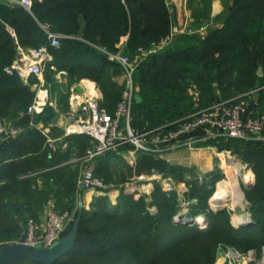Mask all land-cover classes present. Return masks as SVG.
Segmentation results:
<instances>
[{"label": "trees", "instance_id": "16d2710c", "mask_svg": "<svg viewBox=\"0 0 264 264\" xmlns=\"http://www.w3.org/2000/svg\"><path fill=\"white\" fill-rule=\"evenodd\" d=\"M194 1L188 0L193 27L211 19V0H199L201 6ZM224 3L219 27L205 35L179 33L169 45L140 62L134 73L138 90L132 104V127L154 128L214 102L239 100L254 91L259 92L254 93V115L264 113V0ZM172 14L165 0H33L30 9L19 1L0 0V119L15 118L23 127L0 145V245L20 238L28 218L39 217L44 205L74 213L86 186L79 184L85 161L73 158H82L94 145L89 134L76 133L64 135L56 148L49 146V133L39 124L50 126L58 112L49 103L40 113L28 112L36 97L31 85L41 80L32 76L25 82L17 70L8 71L19 49L47 45L52 59L44 71L46 84L54 81L59 70L67 71L73 81L89 77L103 93L102 106L114 112L125 85L115 78L122 67L108 52L117 50L124 33H128V53L140 46L150 47L171 31ZM201 15L203 20L198 22ZM43 24H50L61 35L59 46L51 45ZM51 84L54 90L55 84ZM68 98L62 94L60 104L66 106ZM51 135L58 137L63 131L55 127ZM198 145L231 149L251 167L255 179L246 188L251 223L236 225L232 210L209 204L215 181L221 178L216 171H209L201 182L187 179L193 167L168 163L147 151L137 153L136 163L115 164L114 160H124L123 151L133 147L129 143L95 156V174L111 187L120 186L132 173L168 169L189 185L186 198H196L190 210L193 215L206 213L207 226L175 221L177 195L167 193L159 181L155 180L150 193L156 211L149 209L145 195L137 198L120 186L114 203L110 187L101 188L103 192L93 196L90 206H84L74 247L52 264H215L220 243L261 254L264 138L213 137ZM122 165L128 174L118 168ZM18 264L42 263L23 257Z\"/></svg>", "mask_w": 264, "mask_h": 264}, {"label": "built area", "instance_id": "2783aa9c", "mask_svg": "<svg viewBox=\"0 0 264 264\" xmlns=\"http://www.w3.org/2000/svg\"><path fill=\"white\" fill-rule=\"evenodd\" d=\"M17 1L28 9L33 4V0ZM175 1L165 0L169 7ZM43 28L48 34L51 45L59 46L61 43V35L55 32L50 24H43ZM196 31L198 29L192 26L174 24L166 36L148 48L140 46L136 52L130 54L124 47L119 46L116 51L108 52L112 60L120 63L125 76V86L121 100L118 102L114 112H110L106 107L102 106L99 95L90 93L91 96H87V98L82 97L79 102L77 116L67 123L65 128L66 135L85 133L89 134L94 142L93 147L84 156L86 158L85 167L79 179V183L82 186L96 189L110 187L103 178L95 174L93 158L98 154L110 150H119L122 146L129 143L133 144V147L128 149V157L131 159V163H136L138 161L137 153L139 151L152 152L157 157L166 158L168 153L186 147L197 148L199 147V142H204L213 137H236L242 139L264 138V113L246 116V104L243 97H240L241 99L239 100L230 98L214 102L209 106L195 110L186 117L175 119L147 130H139L132 127V104L135 89L137 88L134 73L138 65L149 53L169 45L177 34L182 32L193 33ZM23 50H21L22 56L14 61L13 65L8 68V71L13 72L17 70L25 82L31 76H37L41 80V83L35 82L32 84L36 88V97L28 107L30 114L40 113L49 102V88L44 86L42 77L47 62L52 59V54L47 45ZM52 67L54 66L52 65ZM85 85H88V83H85ZM16 120L15 118L0 119V135L12 137L19 134L23 127L16 123ZM39 127L44 126H40L39 124ZM197 127L206 128L207 133L203 136L190 135L189 132ZM214 128L216 129L214 130ZM44 132H48L46 127H44ZM61 138L47 134V143L49 146L56 148L57 141ZM208 147L212 148L218 156L224 158L227 164H234L237 154L231 149H220L216 145H208ZM239 164L247 165L251 169L247 163L240 161ZM239 175L244 178L245 183H249L253 174L250 172L248 174L239 173ZM138 176L139 178H143L146 175L142 173ZM173 185L174 182L170 180L163 182V187L165 188H171ZM187 189L186 185L185 188L180 189L181 206L187 203L186 200L182 199L183 193ZM72 217V212L68 210L58 211L54 205H49L44 217L28 218L24 233L21 237L24 238V243L28 245L42 244L49 246L59 237L60 232L69 224ZM175 218V221H177L179 216L175 215ZM192 219L194 221L195 218ZM196 220H198L201 227H206L208 224L203 214L201 218ZM20 238L14 241H19ZM221 255H224L227 260L230 257V263L233 262L232 260H235L241 264L242 258H246L247 264L264 263L262 259H256L254 249L248 250L247 255H244L240 251L230 248L227 252L222 251ZM252 261L256 262L252 263Z\"/></svg>", "mask_w": 264, "mask_h": 264}, {"label": "rangeland", "instance_id": "374dc122", "mask_svg": "<svg viewBox=\"0 0 264 264\" xmlns=\"http://www.w3.org/2000/svg\"><path fill=\"white\" fill-rule=\"evenodd\" d=\"M44 74H45V72L43 73V77H42L43 79H44ZM32 88L36 89L35 87H32ZM60 91H61V89H60ZM254 93H259V92L258 91H254ZM254 93L250 94V96L254 97ZM50 99H53V95H52V93L50 92V89H49V100ZM50 134H51V132H50ZM128 149L123 151V153H124V155L126 157L129 156V154L127 153ZM84 156L82 158H73V161L81 160L84 163V161L86 159V158H84ZM164 159H166L167 160L166 162H168V163L170 162V163H173V164H178V165H181V166H185L187 168L193 167V172L192 173H187L188 174L187 175V179L192 177L191 179L198 180V182H201L202 179L204 181L205 180L204 176L206 174H208L209 171H213V172L216 171V173H218L221 176V178L218 179L217 181H215L214 191H213L212 195L215 194V192L218 190V187L222 185L221 181H224V180L228 181V182L231 181L233 185H234L235 181L237 183H239V185H240V187H241V189L243 190V193H244V194H242L243 199H241L240 202L234 203L232 199H224L222 197H217V199L220 198V200H224L223 201V206H226L230 210H232V215H231L232 216V221L235 222V220H236L237 222H235V223H239L238 219L240 220V219L244 218V220L248 219V221H246V224L250 223L249 222V218L251 217L250 219L252 220V214L250 212L251 203H250V201H249V199L247 197L246 188L248 187V185H250L252 182H254L255 178L252 175V178H251V180L249 182L250 184H249V183H245L244 178L241 175L237 174V169H238V167L240 165L239 162L241 161V159L238 156L234 160V164L231 165V167H233V169L232 168L228 169V174H227V169L225 168L226 165H225L224 162L221 165L223 167H219V166L216 167L218 165L217 163H220V160H222V159L212 149L207 148V147L203 148V149L188 148V147L182 148V149L176 150L174 152L168 153L166 155V158H164ZM128 160H130V161H128ZM211 160H214V162L216 163V166L213 167V168L207 169L209 167V166H207V164L211 163ZM114 162H115V164L118 165L120 162H130L131 163L132 161H131L130 158H124V160H122V161L114 160ZM227 165H229V164H227ZM118 168H120L124 174H128L127 171H126V168L124 167V165H122V167L118 166ZM251 172H252V169H251ZM143 174L146 175L143 178H139L138 174H135V173H132V174L128 175L127 180L124 183H122L120 186H122L125 189H128L127 192L133 193L134 196L137 197V198L140 197L141 195H145V197L147 199V203H149V205H148L149 209L151 211H156L157 207L153 203V201H152L153 199H152V197H150V193H151V190L153 188L155 180L159 181L161 183V185H162V188L165 191H167V193L170 192L171 194L174 193L175 195H177V198H178L177 199V201H178L177 202L178 210H177L176 216L177 215L179 216V212H180V213H185V214H187L188 216H190L192 218H195L193 222H189V224H191V225H194V223H196V224H198L200 226L198 220H196V219L201 218L202 214L208 221L207 214L204 213V212H202V214L200 213V214H197V215H193V213L191 212L192 210H190V205H191V203L196 202V198L188 200L186 198L187 190L185 191V193H183V197H182V199L186 200L187 203H186V205L181 206V203H180V199H181L180 197L181 196H180L179 193H180V189L185 188V185L189 186L186 183V181H184L182 179H179V177L177 179L176 175L172 171H170L168 169H164V170L163 169L162 170L155 169V170H151L150 173H143ZM252 174H254V173L252 172ZM168 180L174 182L173 187H171V188L163 187V182L164 181H168ZM120 186L112 185L110 187V191H113L112 192V195H113L112 198H113V202L114 203L116 202V198H114L115 195H118L120 193ZM223 187L224 186L222 185L221 188H219V190L217 192L223 191V189H224ZM94 190L97 192L95 194H100V193L103 192V191H101L99 189H94ZM214 199H216V198H214ZM234 205H236V206H234ZM231 206L235 207V210ZM220 208H222V207H220ZM244 216H246V217H244ZM176 218L174 216V220ZM181 222H184V220H181ZM230 248L238 250V249H236L234 247H231V246H228V245L226 246L223 243L219 244L218 257L216 259L215 264H239V261H235V260H232L233 262L230 263V260H231L230 257H228V260H227L224 255H221L222 251L227 252ZM240 252L242 254H244V255H247L248 251L247 252L240 251ZM219 257H222L223 260L219 259ZM256 259L257 260L262 259L264 261V248H263V251L261 252V254H259V253L256 254ZM253 262H256V261H252V263ZM241 264H247L246 258L245 259L242 258Z\"/></svg>", "mask_w": 264, "mask_h": 264}, {"label": "crops", "instance_id": "0c3cea01", "mask_svg": "<svg viewBox=\"0 0 264 264\" xmlns=\"http://www.w3.org/2000/svg\"><path fill=\"white\" fill-rule=\"evenodd\" d=\"M17 1V0H14ZM195 5L197 6H201V2H199V0H195L194 1ZM209 15H210V20H203V16H199L200 20H198V22H202L199 23L198 25L194 26L198 29V31H196L197 33H199L200 35H205L207 34L210 30L219 27L222 22H223V16L221 15V13L224 11L225 8V3L224 0H211V5L209 7ZM170 9L172 10V15H173V23L174 24H178L180 26H192V21H193V17H192V8L188 6V0H176L173 5H171ZM195 28V29H196ZM128 40V33H124L122 35V37L120 38V41L117 43V47H126V43ZM22 48L19 49V52H21ZM25 51V50H23ZM32 77V76H31ZM118 82L120 83H124V73H123V69L122 71L119 73V75H117L115 77ZM44 86L48 87L50 89V92L53 95V99L49 100V104H51L52 106H54L57 109V116L55 118V120L51 123L50 126H44V124L40 123V126H44L46 127L48 133L50 134L51 130L55 127L60 128L63 131V135L58 136V137H63L65 134V128L67 123H69L73 118H75L77 116V110L79 109V102L82 99V97L87 98V96H91L90 93L96 94L100 96V99H102L103 93L100 89V87L98 86L97 82L89 77H81L78 80H71L70 76L68 75V72L64 71V70H59L56 71L54 73V81L47 83L46 81L43 79L42 80ZM51 83L55 84V89L53 90L51 88ZM85 83L88 85H85ZM34 84V83H33ZM46 84V85H45ZM32 87H35L34 85H31ZM61 89V91H60ZM36 90V89H34ZM138 90V87H137ZM62 94H66L68 95V102L66 103V106H64L62 103L60 104V96ZM55 96V97H54ZM245 104H246V111H245V115L246 116H251L254 115V113H256L255 111V103H256V98L250 95H246L243 97ZM59 104V105H58ZM44 127H40L43 131H44ZM190 135L192 136H203L205 135V133H207V129L202 127V128H196L193 131L189 132ZM79 134V133H78ZM85 134V133H82ZM51 135V134H50ZM8 139V136H1L0 135V145L6 140ZM62 139V138H61ZM61 139H59L58 141H60ZM66 143L63 144V146H65ZM210 148L208 147V145H199V149H203V148ZM212 149V148H210ZM122 157L123 158H127L124 153H122ZM117 158V157H115ZM129 158V157H128ZM222 160H220V163H217L218 165L216 166V163L214 162V160H211V163H208L207 166H209L207 169L209 168H213V167H223L221 166L223 164V162L225 163V168L227 169V174H228V169H233V167H231V165H227L225 162V159L221 157ZM217 169V168H216ZM207 171V170H206ZM38 182L40 183L41 180L38 179ZM80 184V183H79ZM151 184V183H150ZM94 189L96 188H89L86 187V190L83 194V200H84V204L86 207H89L92 197L95 195V193H97ZM113 191H110V197L112 198ZM118 195H115L114 198L117 199ZM213 196V195H212ZM211 196V197H212ZM211 197L209 198V204L212 206V200ZM113 200V198H112ZM233 206V205H232ZM231 206V207H232ZM236 206V205H234ZM213 207V206H212ZM235 210V207H232ZM47 207L44 205L42 211L39 214V217H44L45 212H46ZM234 224H238L235 223L233 221ZM219 259L223 260L222 257H219Z\"/></svg>", "mask_w": 264, "mask_h": 264}, {"label": "water", "instance_id": "95a60500", "mask_svg": "<svg viewBox=\"0 0 264 264\" xmlns=\"http://www.w3.org/2000/svg\"><path fill=\"white\" fill-rule=\"evenodd\" d=\"M22 52H19L17 57H21ZM258 72L262 73V68L259 67ZM138 97V96H137ZM139 98V97H138ZM216 128H214L215 130ZM84 200L82 195L78 198L77 207L74 210L73 217L69 224L60 232L59 237L54 240L49 246L42 244L28 245L24 243V238L21 237L19 241L7 242L0 245V264H18L19 260L23 257L29 258L34 262L42 264H52L64 254L70 252L75 245L78 237V228L80 218L84 209ZM212 206L218 209L223 206L222 200L212 202ZM185 222H193V219L185 213L179 214V219ZM246 221H240L238 225L246 224ZM249 222L252 220L249 218Z\"/></svg>", "mask_w": 264, "mask_h": 264}, {"label": "bare ground", "instance_id": "6f19581e", "mask_svg": "<svg viewBox=\"0 0 264 264\" xmlns=\"http://www.w3.org/2000/svg\"><path fill=\"white\" fill-rule=\"evenodd\" d=\"M239 173H245V174L250 173L249 167L247 165H241L240 164L238 169H237V174H239ZM246 176H249V175H246ZM221 182H222V185L224 186L223 187L224 189L221 192H217L219 190V188H221L222 185L218 187V190L215 192V194H213L212 202L218 201L220 199V198L217 199V197H222L224 199H232L234 203H238L241 201V199H243L242 194H244V193H243V190L241 189L239 183H237L235 181L234 185H233L231 181L228 182V181L224 180ZM214 198H216V199H214ZM223 201L224 200H222V202ZM244 217H246V216H244ZM240 221H245V220H244V218L240 219V220L238 219V222H240Z\"/></svg>", "mask_w": 264, "mask_h": 264}]
</instances>
